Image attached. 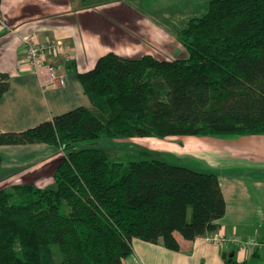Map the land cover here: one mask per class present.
I'll return each instance as SVG.
<instances>
[{"label":"trees","instance_id":"obj_1","mask_svg":"<svg viewBox=\"0 0 264 264\" xmlns=\"http://www.w3.org/2000/svg\"><path fill=\"white\" fill-rule=\"evenodd\" d=\"M177 41L186 59L99 58L78 74L89 108L0 135V146L63 153L52 186L0 189V264H123L133 239L179 252L175 234L217 232L216 173L144 149L125 167L109 151L116 139L264 135V0H210ZM8 89L0 74V99Z\"/></svg>","mask_w":264,"mask_h":264},{"label":"crops","instance_id":"obj_2","mask_svg":"<svg viewBox=\"0 0 264 264\" xmlns=\"http://www.w3.org/2000/svg\"><path fill=\"white\" fill-rule=\"evenodd\" d=\"M126 2L1 0L0 74L9 77V89L0 99V135L34 128L80 107L89 108L78 74L93 69L99 58L109 53L128 59L150 55L160 61H173V54L184 51L177 41L178 32L189 20L201 17L208 4L198 9L188 0L190 5L184 4L185 10L178 11L174 19L180 22L173 23L167 14L159 20L146 19ZM26 37L40 44H62L63 53L53 65L57 76L64 80L63 86L51 84L45 68L37 74L32 71L23 45ZM225 143L234 142L185 137L177 146L180 153L190 155L204 170H219L225 215L217 222V232L195 241H185L175 234L179 252L133 239L132 254L123 264H226L224 255L236 264H264V251L232 245L220 248L208 240L225 234L264 241V179L255 176L264 170V162L243 155L229 161L234 153L245 149L226 147ZM0 157V189L24 184L44 189L53 185L54 171L63 155L56 146L37 144L0 146Z\"/></svg>","mask_w":264,"mask_h":264},{"label":"rangeland","instance_id":"obj_3","mask_svg":"<svg viewBox=\"0 0 264 264\" xmlns=\"http://www.w3.org/2000/svg\"><path fill=\"white\" fill-rule=\"evenodd\" d=\"M92 1L110 3L117 0H92ZM124 1H127L126 3L132 4L136 9V12L140 16L145 17L146 19L159 20L162 19L161 15L167 14V16L171 18L170 20H173L172 21L173 23H176V21L180 22L179 19L174 21V19H176V14L178 13V11L181 13L183 10H185L183 9L184 7L183 5L188 3L187 2L188 0H124ZM190 1H191V7H195L199 9V7L202 4H206L210 0H190ZM187 5L189 6L190 4ZM173 55H174L173 57H176L173 58L174 60L177 58L183 60L188 57V54L186 53L185 50L183 52H177L176 54ZM167 59L171 60V58H167ZM184 138L185 137H172L163 140H159L155 138L116 139L114 141L116 147L112 148L109 151V153H111L110 158L112 161L123 163L124 166L127 167L130 161L138 160L137 158H133L136 149H144L147 151L156 152L155 155L159 159L167 161L170 164L189 167L197 171H204V172L218 174L219 170L216 169L204 170L200 165H197L195 161L191 160L190 155L182 154L178 151L177 146H180ZM214 138L223 141L231 140L232 142H234L230 144L225 143L224 146L226 145V147L235 146V147H239L240 150L243 148L245 149L240 154L234 153L235 154L234 157L232 158L229 157V161L234 160L236 155H243L245 157H250L253 159H260L264 162V146H262L264 145V136L223 137V138L214 137ZM61 154L63 155L62 152ZM255 176L259 179H264V170L257 171Z\"/></svg>","mask_w":264,"mask_h":264},{"label":"built area","instance_id":"obj_4","mask_svg":"<svg viewBox=\"0 0 264 264\" xmlns=\"http://www.w3.org/2000/svg\"><path fill=\"white\" fill-rule=\"evenodd\" d=\"M23 45L25 52L27 54V62L31 66L34 73H38V70L45 68L49 81L51 84H58L59 86L64 85V80L58 77L56 74L53 61L63 53V46L58 42H49L45 44H40L33 41L32 38H23ZM209 242L212 244L224 248L226 246L232 245L239 249H246L251 251H264V241H260L255 237L249 238L247 240H242L237 236H226L225 234H216L209 237Z\"/></svg>","mask_w":264,"mask_h":264}]
</instances>
